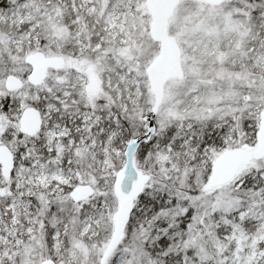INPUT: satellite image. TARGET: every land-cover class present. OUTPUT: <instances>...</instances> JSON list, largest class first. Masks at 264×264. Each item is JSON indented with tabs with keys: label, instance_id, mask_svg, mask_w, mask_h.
Instances as JSON below:
<instances>
[{
	"label": "snow or ice",
	"instance_id": "snow-or-ice-1",
	"mask_svg": "<svg viewBox=\"0 0 264 264\" xmlns=\"http://www.w3.org/2000/svg\"><path fill=\"white\" fill-rule=\"evenodd\" d=\"M0 264H264V0H0Z\"/></svg>",
	"mask_w": 264,
	"mask_h": 264
}]
</instances>
